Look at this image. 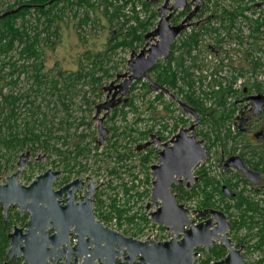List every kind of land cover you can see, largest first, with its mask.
<instances>
[{
    "label": "trees",
    "instance_id": "obj_1",
    "mask_svg": "<svg viewBox=\"0 0 264 264\" xmlns=\"http://www.w3.org/2000/svg\"><path fill=\"white\" fill-rule=\"evenodd\" d=\"M137 1L139 0H14L0 10L1 14L19 8L17 12L0 20V166L6 163L13 164L19 152L30 151L33 156L38 150H43L59 158L67 175L73 173L80 175L85 170L78 158L86 156L90 148L78 141L73 143L72 151L68 150L69 144L65 136L63 138V136L55 135L56 129L53 118L49 116L51 110L49 106L52 104L54 110L57 106L61 107L64 113L57 124L67 133L74 124L69 121V109L75 84L80 81L100 84L104 76H111L105 65L119 49L138 48L145 44V36L156 26L155 22L159 13L158 10H151L145 19L144 17L141 19L139 15H127L125 8L129 4L133 5V12L138 13L135 10ZM230 1L232 7H222L219 14L215 12L206 15L209 12L208 6L200 8L201 2L192 11L188 8L177 14L174 13L170 20L172 24H178V21L181 22L190 12H193V15L188 21L194 17L206 16V18L198 28L193 26L189 33L179 38L191 23L186 22L185 28L170 46L169 56L158 60L149 70L146 82L150 89L160 90L157 93V100H160L165 91H168L195 110L199 117V126L195 129V135L204 140V145L209 152L220 146L228 154H233L239 149L242 158L264 170V147L261 149L247 147L244 145L243 137L240 134H234L231 128V117L235 114L237 106L233 104L227 106L230 95L236 94L239 97L243 94L244 87L248 92L264 93V61L257 55L260 52L264 54V10L261 9L262 4L259 5L256 0ZM154 2L153 0L142 2L144 9H148ZM98 7L101 8L109 25L116 28V34L110 38L107 51L96 54L86 53L79 60L80 67L77 70L67 71L60 68L46 70L44 48L53 47L57 42L59 21L71 13L72 17L77 19L78 28H82L88 21L93 20L89 12ZM249 9L257 12L254 18L244 14ZM243 22L247 24L246 34L242 31L241 23ZM234 34L235 38H233ZM206 35H213L212 39L216 45L221 44L225 39H235L238 46L243 47L241 56L249 65L245 70L233 68L231 77L226 78L227 85L216 92H206L202 88L201 76L198 77L199 85L196 88L194 74L190 70L193 66H198L192 51L199 48L200 42ZM210 47L215 49L212 45L208 48ZM174 50L179 53L174 55ZM188 57H192V63L185 66L184 60ZM85 60H91L88 70L84 69ZM248 70L252 74L250 79L244 80L238 89H233L232 82ZM100 71L102 75H96ZM259 77L262 79H257ZM180 78L183 81L182 85L179 83ZM142 79L134 81L133 88L138 84L140 87L145 86L146 82L143 83ZM183 86L186 88L184 89ZM170 104L177 106L172 100ZM216 105L223 108L220 115L217 114ZM125 107L135 110L132 102L122 104L121 107H115L112 110L111 119L119 115L124 118ZM165 109L170 113L174 112L169 105ZM187 121L183 117H177L173 131H176L180 125L185 126ZM107 130L112 132L108 143L109 148L116 151L118 147H122L116 135L125 139L135 132L138 136L146 138L152 129L139 131L136 127H129L128 130L124 129L117 134V126L111 125ZM60 138L64 140L62 139V143L58 145ZM159 138L164 137L160 135ZM64 146L67 147L63 149ZM141 147L143 152L140 153V167L146 171V182L150 183L149 168L157 159V152L154 147L148 146L147 142L137 145L138 150ZM131 154L132 152L119 154L118 159H130ZM77 165L79 167L76 169ZM28 166L29 169L23 173L26 180H30L34 176L35 168L41 165L35 162ZM133 166L131 165L130 168ZM108 173L115 174L117 171L113 167ZM195 174L199 176V181L191 188L182 185L172 186L177 201L194 203L197 210L206 208L222 210L232 225L231 234H229L232 238L246 243L248 251L250 248L262 249L264 247V197H256L257 194L246 190V183L236 197L224 196L221 192V183H230L232 177L223 176L218 179L210 173V167L204 164L196 167ZM132 176L133 179H137L138 175L133 173ZM107 188L113 190L116 186L108 183ZM122 188L124 200L119 198L118 193L108 196L107 202L102 199L100 213L104 215L107 223L114 219L118 228L125 225L123 231L121 230L125 235L139 237L146 228L155 226L150 221L144 206L139 205L138 209L133 211L138 201L142 202L144 198L150 197V189H145L143 192L136 191V185L133 182L130 185L123 183ZM262 193L264 194V189ZM131 200H133L132 204H130ZM20 220L23 218L18 212L12 211L7 223H4L0 207V264L4 263L9 246L6 232ZM242 229L246 232L239 236L238 232ZM253 240V246H250L249 243ZM222 254L223 250L215 246L211 247L208 253L204 252L201 264L217 260ZM254 264H264V255Z\"/></svg>",
    "mask_w": 264,
    "mask_h": 264
},
{
    "label": "water",
    "instance_id": "obj_2",
    "mask_svg": "<svg viewBox=\"0 0 264 264\" xmlns=\"http://www.w3.org/2000/svg\"><path fill=\"white\" fill-rule=\"evenodd\" d=\"M169 2L170 0H164L159 5V20L154 29L145 36L157 37L155 42L146 41L143 47L137 53L132 52L127 60V70L122 74L124 80L119 85L126 87L125 91L131 82L147 78L149 70L159 59L169 56L171 44L193 15V12H190L180 23L172 24L170 20L173 13L186 2ZM18 9L1 13L0 20ZM171 97L175 99L173 95ZM251 98L255 108L259 109L264 95L255 94ZM177 102L182 108L190 111L195 122L187 128L180 127L168 141L155 137L157 162L150 165V198L145 205L150 221L166 227L173 233L169 240H142L102 226L99 221L93 223V228L84 227L81 232L74 229L79 233L73 244L66 238L67 227L60 226V229L50 223V229L54 232L48 236L49 222L44 216L45 209L40 202L44 200V195L52 193L51 182L59 171L48 168L37 175L29 185L21 184L18 176L32 158L31 152L25 151L18 157L16 171L7 177L6 184H0V203L4 213H7L9 205H15L21 213L23 210L29 213L24 229L14 226L8 233V261L15 259L18 261L16 264H194L198 248L208 253L212 245L220 243L227 249V254L211 264H241L244 254L240 247H234L232 239L227 235L231 223L226 214L220 209L206 208L196 210L195 218L190 219L192 210L179 203L173 191V185L191 188L199 179L193 173L194 168L209 157L203 140L198 139L194 133L199 124L195 110L183 101ZM100 110H97V114ZM37 159L41 161L43 157ZM232 162L240 165L242 160L239 156H233ZM222 191L228 196H234L226 185L222 186ZM202 217L205 218L195 222L197 218Z\"/></svg>",
    "mask_w": 264,
    "mask_h": 264
},
{
    "label": "rangeland",
    "instance_id": "obj_3",
    "mask_svg": "<svg viewBox=\"0 0 264 264\" xmlns=\"http://www.w3.org/2000/svg\"><path fill=\"white\" fill-rule=\"evenodd\" d=\"M13 1L14 0H0V10L4 8L7 4L12 3ZM146 1L148 0L137 1V6L135 10L138 13L135 14V12H133V5L131 4L127 5V7L125 8V13L127 15L140 14L143 15L145 19V17H148L151 10L157 11L159 5L164 2V0H153L155 1L153 5H151L148 9H144L142 2ZM256 1L259 3V5L262 4L261 9L264 10V1ZM185 2L186 4L183 7L177 9L175 14L179 13L183 9L186 10L188 8L190 9L189 11H192L193 9H196L197 4L200 2L202 4L200 8H204L205 5L208 6L209 12H207L206 15L215 12L219 14L221 13L220 11L222 7H232V3L230 0H185ZM171 3L172 0H170L169 4ZM100 5L103 6L104 4ZM89 14L90 17L93 18V20L88 21L87 24L83 25L82 28H78L77 19L73 18L71 13L67 14L62 21H59V37L57 38V42L53 47L44 48V64L46 70L54 68H60L62 70L67 71L77 70L80 67L79 60L81 59V57L85 56L86 53L90 52L96 54L107 51L109 47L110 38L113 37L114 34H116V28L109 25V22L102 14L101 8L98 7L95 10L89 12ZM244 14L250 18H254L257 15V12H253L252 9H249L246 10ZM205 18L206 16H203L201 18L194 17L191 19V21H188L191 23L185 29L184 34H182L179 38H183L185 34L189 33L193 26L195 28H198ZM158 20L159 17L157 16L155 25L157 24ZM178 22L180 23V20ZM241 24L242 31L244 34H246L248 31L247 24L244 22ZM151 30H153V28L150 29V31ZM212 38L213 35H206L203 39L213 41ZM233 38H235V34L233 35ZM233 38L225 39L222 42V45L226 48L227 53H225L224 55L222 53L218 54L220 59L222 61H226V64L228 65L225 72L227 78H230L234 71L233 67L235 62L233 61L232 56L230 55L231 50L236 49L234 51H240L238 52L239 54L236 59V62H238V68L245 70L249 66L247 61L243 58V56H241L243 47L240 48L235 42L236 40ZM156 39L157 37L148 36L147 38H145L144 43H146V41L148 40L149 42L154 43ZM143 45L144 44H142L138 48L128 47L125 49H119L118 52L114 54L110 58L108 63L105 65V67L109 70L111 76H104L100 84H91L88 81H80L75 84L69 109V121H72L74 124L71 126L70 130L67 131V133L60 129L59 125L57 124V122L64 113L63 110L59 106L56 107V110L53 109L52 104H50L49 106L51 107L49 116L53 118V125L56 129L55 135L63 136V138L65 136V140H67L66 142H68L69 144L68 150L72 151L73 143H76L78 141H81L82 145H87V147L90 148V152L87 153L86 156H81L78 158V161L81 166L85 168V170L80 175H82L83 177L88 176L91 180L95 182L104 183L101 198L105 200V202L108 201V196H113L115 195V193H118L119 198L124 200L123 198H125V195H123V183L130 185L133 182L136 185L135 190L139 192H143L145 189H151L152 178L150 176V168V183H147L146 171L140 167V153L143 152V149L141 147V149L138 150V144H145L147 142L148 146L154 147L156 149L155 137H160V135H163L164 138L161 139L162 141H166L172 134L173 125L177 117H183L188 119L189 122L185 127H188L191 123H193V118L189 113H185L181 110H178L175 105L170 104V101L172 99L167 96L166 93L168 92L164 93L163 97L160 100H157V93L160 90L157 89L156 91L154 88L150 89L148 83L146 82L148 81L147 78L142 79V81H144L143 83L146 82L144 84L145 86L143 87H140L138 84V86L133 88L134 81L128 85L127 91H125L126 87H119V85L124 80L122 74L125 73L127 70V60L130 58L132 52L137 53L143 47ZM220 45L221 44L216 45V49L213 50L220 51ZM257 55L262 57V60L264 61V54L260 52ZM192 56L196 57V64L201 62L203 64L206 63L204 61V57L200 52L193 50ZM191 60L192 57H188L186 60L187 64L185 66H189L192 63ZM90 61L85 60V70H88L90 68ZM195 67L196 66H193L191 68V71L197 70V72L199 73L198 76L202 75L203 73H201L200 71L201 68ZM96 75H102V72L100 71ZM251 75L252 74L248 70L243 76H238V79L247 80L250 79ZM257 79L261 80L262 78ZM129 102H132L134 104L135 110L125 107L124 110L126 111V114L124 118L122 117V115H119L118 117L112 120V110L115 107H121L122 104H126ZM167 105H169V108L171 107V109H174L173 113H170L165 109ZM45 108L46 105L44 104V109ZM98 109L101 110L97 114ZM111 125L117 126V134H119L124 129L128 130L129 127H136L139 131H147V129L152 130L149 132L146 138L138 136V134H135V132H133V134H131L125 139H123L120 135H116L122 147H118L116 151H112L108 145L109 138L112 136V132L107 130V128ZM162 126L166 127L163 128ZM80 136L83 137L81 138ZM63 138L59 139L58 145H60L59 143H62ZM66 147L67 146H64L63 149H65ZM219 150V147L217 149H212L209 154V157L207 158L204 164L206 167H210V173L212 175H215L218 179L219 172L217 169L216 157L218 156ZM129 152H132L130 159H118L119 154H128ZM20 154L21 152L17 154L15 162ZM40 156L43 157V160L38 161L41 166L35 168L34 175L47 168L55 170H61L64 168L63 165L60 164L58 160L59 158L56 155H49L43 150H38L35 154H33V157L36 159ZM156 162L157 159H155L152 164ZM131 165L134 166L130 168ZM54 166H57V168H54ZM78 167L79 166L77 165L76 169ZM113 167H115L117 173H108L109 169ZM27 169H29V166H26L25 170ZM195 169L196 167L194 168V171ZM133 173L138 175L137 179H133ZM72 175L76 174L73 173ZM19 182H23V179H19ZM108 183H111L112 186H116V188L113 190L107 188ZM247 192L248 191H246V193ZM255 196L260 197V195ZM149 198L150 197L144 198L142 202L138 201V204L133 207V211H136L139 205L145 207L146 203L149 201ZM133 200H135V198ZM133 200L130 201V204H132ZM182 203L185 205L187 204L185 202ZM188 204L194 205V203L189 202ZM107 224L116 225V222L113 219ZM116 227L120 231H123L126 226L123 225L121 228H118V226L116 225ZM244 230L245 229L239 231L238 235L242 236L243 234H245L246 231ZM253 242L254 240L250 241V246H253ZM250 249L249 251L247 250L248 261L254 262L263 257L264 247L260 250Z\"/></svg>",
    "mask_w": 264,
    "mask_h": 264
},
{
    "label": "flooded vegetation",
    "instance_id": "obj_4",
    "mask_svg": "<svg viewBox=\"0 0 264 264\" xmlns=\"http://www.w3.org/2000/svg\"><path fill=\"white\" fill-rule=\"evenodd\" d=\"M243 82H241V86ZM235 84H236V80L232 82L231 84L232 88L238 89L236 88ZM255 94L264 95V93L248 92L247 88L244 87L243 94L240 95L239 97H237L236 94L230 95L227 106H231L232 104L234 106L235 105L237 106L235 114L233 115V117H231V128L234 134L235 135L240 134L245 142L244 145H247V147L261 149L264 147V101L260 106V108L256 109L254 100L251 98V96ZM171 95L173 94H170V98L172 99ZM178 100L182 101L180 99H177L176 97L175 99H172V101L175 102L177 105L176 108L178 107L177 108L178 110H181L185 113H189L192 116L194 123L195 122L194 116L190 113V111L182 108L178 104L177 102ZM216 110H217V114L220 115L222 113L223 108L220 105L218 107L216 105ZM188 122L189 121L186 122V125ZM185 126L180 125L179 128ZM198 126L199 124L195 127V129ZM179 128L176 131H172L171 136L166 141L172 138L173 135L177 133ZM195 129H194V133H195ZM203 145H204V140H203ZM219 148L220 150L218 152V156L216 157L217 169L219 172L218 176L219 178L223 176L232 177V181L230 183L228 184L223 182L221 183L222 194L229 198L236 197L239 191L241 190V187H243L244 183H246L245 184L246 190H251L253 194H257L264 197V194L262 193V190L264 189V170L261 169L260 167H256L250 164L246 159L242 158V156H240L239 149L236 150L233 154H228L224 151V149L221 146ZM206 150L208 151L207 148ZM208 153L210 154L209 151ZM233 156H239L241 158L242 162L240 163V165L232 162ZM31 161L38 162L39 160L32 156L31 160L23 168L22 173L18 176V181L19 179H23V182H20L23 185H29L37 175L43 173L46 170L45 169L43 171H40L38 174L34 175L30 180H26L24 178L23 173L26 166H28ZM16 162L14 164L6 163L0 166L1 185L6 184L7 177H9L13 172L16 171L17 169ZM202 164H205V162L200 163L197 166ZM58 171L59 173L57 174L56 178L53 179L51 182L52 193L44 195V200L40 202V205H43V208L45 209L44 216L49 222L47 227L48 236L54 232L52 229H50V223H53L54 226H58L60 229H61L60 226L67 227L68 234L66 238L68 241H70L73 244L77 239L78 233L81 232V230L84 227L88 229L93 228L94 227L93 223L98 221L102 226H108L104 218V215L101 214L99 210L102 203L101 194L103 192L104 183L95 182L91 180L90 177L88 176L83 177L82 175H67V173L63 169ZM193 173L195 174L194 170ZM223 185H226L229 188L230 192L234 194V196H228L224 194L222 191ZM0 207L2 209L4 223H7L9 215L12 211L18 212L19 216L23 218V220H20L17 224L12 225L11 228L7 230L6 232L7 238H8V233L12 231L14 226L22 227L23 229L26 227V222L29 219V213L27 210H23V212L21 213L15 205H9L7 209V213L5 214L1 203H0ZM189 209L190 211L191 210L193 211L190 212V216H189L190 219L195 218L197 213L195 211L197 210V208L194 206V208H189ZM204 218L205 217L197 218L195 222H199ZM74 229H78L79 232H75ZM231 229H232V225H231ZM231 229L228 231L227 235L232 239L234 247L235 248L240 247L242 253L244 254V261L241 264H254L256 261L250 262L247 259V250H248L247 244L232 238L229 235L231 234L230 233ZM214 246L223 250V254L218 259L223 258L227 254V249L222 247L220 243L214 244L211 247ZM200 250L203 252V256H204L205 251L202 249ZM17 262L18 261H16L15 259L8 261L6 256V259L4 260L3 264H11V263L16 264ZM212 262L213 261L209 263L211 264Z\"/></svg>",
    "mask_w": 264,
    "mask_h": 264
},
{
    "label": "built area",
    "instance_id": "obj_5",
    "mask_svg": "<svg viewBox=\"0 0 264 264\" xmlns=\"http://www.w3.org/2000/svg\"><path fill=\"white\" fill-rule=\"evenodd\" d=\"M140 17L142 18L143 15H140ZM178 36L176 38H178ZM209 45H213L214 47L216 46V44H214L213 41L202 40L200 42V45L198 48L199 50L198 49L195 50V51L200 52L202 54V56L204 57V61L206 62L205 64H203L202 62L198 63L197 64L198 66H196L195 68L200 67L201 73L204 74V75L203 74L199 75L202 77V80H203L202 81V88L205 89L206 92H210V91L216 92V91H219L221 87L227 85V80H226L227 75L225 72H226V68L228 67V65L226 64V61H222L218 55L219 53H222L224 55L225 53H227V51H226V48L223 47L222 43H221L222 46L221 45L219 46L220 51L213 50L214 48L210 50V48H208ZM206 46H208V47H206ZM215 49H216V47H215ZM234 50H236V49H233L230 51V55L232 56V59L235 62L233 68H236L238 66V62H236V59L238 57L239 51L236 52ZM213 51H216V52H213ZM178 53H179L178 51H175V50L173 51L174 55H177ZM186 60L187 59L184 60L185 65L187 64ZM191 73L194 74L193 76H194V79L196 81L195 85L197 88V86L199 85V80H198L199 79L198 78L199 73L197 72V70L191 71ZM243 81L244 80L237 79L236 84H235L236 88H239L241 86V82H243ZM182 82L183 81L180 78V80H179L180 85L183 84ZM183 88L185 89L186 86H183ZM166 94L168 97H170V92H168ZM185 206H188L189 208H194V205H191V204H186ZM107 225H108V227H110L114 230L120 231L119 229H117L116 225H110V224H107ZM161 227L162 228H160V226H158L157 224H155V226H150V227L146 228L144 230V232L137 238L142 239V240H144L146 238H150V239L155 238V239L160 240V241L169 240L173 236V233L171 231H169L166 227H164V226H161ZM158 228L161 230H159ZM203 258H204L203 252L200 249H197V254L194 257V264H201V260ZM208 264H210V263H208Z\"/></svg>",
    "mask_w": 264,
    "mask_h": 264
}]
</instances>
